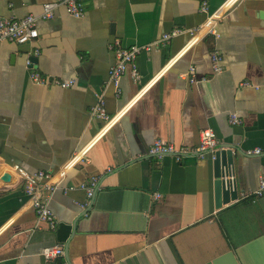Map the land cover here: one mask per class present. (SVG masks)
<instances>
[{"label": "crops", "instance_id": "crops-1", "mask_svg": "<svg viewBox=\"0 0 264 264\" xmlns=\"http://www.w3.org/2000/svg\"><path fill=\"white\" fill-rule=\"evenodd\" d=\"M46 1L0 0V16L38 15ZM203 1L213 12L227 0H86L81 18L60 6L38 20L34 42L0 41V168L10 173L0 180V264H45L42 249L56 243L64 264L65 245L71 264H264V194L240 198L264 176V0H236L217 22L218 37L188 46L189 30L205 20ZM174 28L182 31L164 47L138 54L140 81L127 71L117 94L108 81L114 42L145 44ZM190 64L194 82L183 75ZM31 70L74 83H36ZM100 94L109 114L121 113L46 193L52 229L38 220L15 166L57 179L102 125L90 114ZM232 112L240 123L229 121ZM207 127L238 148L229 199L219 205L212 153L149 152L156 138L195 148ZM92 177L88 197L80 184Z\"/></svg>", "mask_w": 264, "mask_h": 264}, {"label": "built area", "instance_id": "built-area-1", "mask_svg": "<svg viewBox=\"0 0 264 264\" xmlns=\"http://www.w3.org/2000/svg\"><path fill=\"white\" fill-rule=\"evenodd\" d=\"M85 1L86 0H51L42 3L41 12L38 15L28 13L20 17L0 16V41L7 40L20 45L34 42L39 36L37 29L38 20L52 18L54 16L55 10L60 6H62L70 16L81 18L85 14ZM235 1L236 0H227L213 12L209 11L207 2L203 1L200 5V11L206 14L205 20L199 26L189 30L190 37L186 45L189 46L191 43L208 34L218 37L219 34L216 29L217 22ZM181 31L182 30L179 28H174L169 32L162 33L159 38L145 44H131L129 46H121L117 41H115V62L109 68L108 81L114 85L117 94L120 93L119 80L121 76L127 71H129L133 82L137 83L140 81L141 76L136 65V58L140 52L159 50L160 47H164L173 36H176ZM38 52L39 51L37 48H33L31 50V54L33 56H36ZM210 58L213 73L220 72L222 70V66L220 64L221 56L218 50H212L210 53ZM172 60L173 58L169 59L163 68L167 67ZM32 64V58L28 56L26 59V65L31 66ZM183 75L186 76L189 82H194L196 80L195 66L190 64L188 69L183 72ZM30 78L36 83L55 84L63 88L69 87L74 83V79H60L55 77L51 78L49 76H43L37 70L30 71ZM206 78V76H202L200 80H205ZM120 113L121 111H117L114 114H109L105 109L102 94L97 97L95 104L90 109V114L101 119L102 125L87 144L74 152L68 158V160L61 167V170L58 171L57 179L54 174L44 170L28 173L22 168L15 166L16 170L24 179V191L30 198V205L35 210L38 220L46 222L52 229L56 226L57 219L46 203V193L54 188L58 180H62L69 168H71L75 163L84 157L85 150L88 145L104 135L107 129L119 118ZM229 121L232 124H238L241 120L236 112H232L229 116ZM217 144L218 142L214 131L207 127L200 131L199 143L195 148H186L185 146H179L176 148L171 142H164L162 139L156 138L151 144L149 152L155 154L168 153L179 159L182 155L194 154L195 152H204L208 149H212ZM259 151V148L247 150L248 153H256ZM208 153H212L213 157V151ZM203 154L204 153H200L198 155ZM222 178L224 180L230 181L229 186H231V181H233L232 170L229 168V172L226 173V175H224ZM96 180L97 179L95 177H92L89 181L80 184V187L86 191L88 197L93 194L94 187L96 186ZM263 194L264 176L259 179L258 186L255 189L250 190L247 193L242 192L240 194V198H246L248 196L258 197L262 196ZM156 195L159 196V194ZM41 255L45 264H64V262L59 261L60 257L63 255L62 244L56 243L45 246L41 251Z\"/></svg>", "mask_w": 264, "mask_h": 264}, {"label": "water", "instance_id": "water-1", "mask_svg": "<svg viewBox=\"0 0 264 264\" xmlns=\"http://www.w3.org/2000/svg\"><path fill=\"white\" fill-rule=\"evenodd\" d=\"M238 149L233 144L228 143H218L214 148L208 149L204 152H195L194 154L200 153H208L213 151L212 163L214 170V195L216 199V205H219L220 202H227L229 198H227L226 185L229 186L230 181L224 180L222 177L229 172V168L232 170L233 166V151L232 149ZM229 166V167H228ZM10 173L2 168H0V180L9 181ZM232 182V181H231ZM234 183V182H233ZM236 183L233 186V189L230 194V198L236 197ZM64 257L70 263L68 258V248L64 246Z\"/></svg>", "mask_w": 264, "mask_h": 264}]
</instances>
